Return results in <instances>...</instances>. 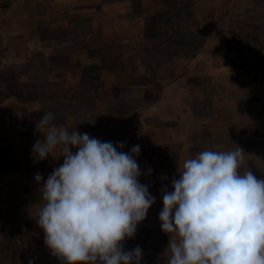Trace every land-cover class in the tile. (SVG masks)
<instances>
[{"label":"crops","instance_id":"1","mask_svg":"<svg viewBox=\"0 0 264 264\" xmlns=\"http://www.w3.org/2000/svg\"><path fill=\"white\" fill-rule=\"evenodd\" d=\"M163 1L176 3L179 0ZM136 4L137 0H24L20 9L28 16L14 20L12 30H7L8 22L0 24L1 235L8 234L3 231V221L9 213L12 227L23 230L22 237H30L34 241L37 238L33 229L37 223V213L44 202L40 193L43 181L38 184L35 175L40 173L46 181L53 170L60 166L51 164V156L38 163L33 161V146L37 140L44 139L43 134L37 130V124L44 113H52L53 123L57 127L66 128L64 120L66 123L81 120L78 111L86 104L89 93L95 95L93 97L96 101L102 100L101 89L92 88L94 79H85L86 72L91 68L101 69L115 65L117 55L108 49V45L99 44L103 35L101 24L96 22L116 17L122 11L127 13L124 16L130 18L134 16ZM151 24V37L156 41L153 43L154 52L144 58L143 63L149 66L167 63L173 58L172 49H175V55L182 56L180 59L189 51L197 50L191 42L180 41L178 45L177 39L174 40L175 47H172L163 38L167 35L164 32L166 28L163 31L159 22ZM5 29L7 33L11 32L10 36ZM255 49L253 59L257 58V52L262 53V47L252 43L244 47L249 55ZM212 56L213 54L210 55ZM74 69L84 70L83 79L86 82H83V86L68 85L71 79L67 77ZM230 72H234V67L230 68ZM222 73L217 69L215 75L206 80L202 100L199 101L202 106L197 114L184 111V115L178 118L179 121L169 122L163 129L156 131L152 127L157 122L151 121V116L145 119V130L152 135L153 150L159 151L156 154H149L150 151H147L143 156L140 151L136 157L137 160L142 158L137 161L139 168L150 164L148 155H151L159 161L161 170L168 172V175H178V167L182 168L183 162L189 159L184 156L189 143L182 132L186 129L191 133V128L198 125L205 132L201 136L206 135L207 138L204 143L196 141L201 137L199 135L193 141V149H197V152H193L191 158L204 148L216 151L241 148L244 151L241 170H252L258 179H264V66L259 70L255 69L254 73H257L258 78L248 81V91L234 97L221 91L220 85L226 81ZM97 76V73L93 75L94 78ZM161 80L171 82L174 79L162 77ZM95 83L101 86L100 81L96 80ZM140 95V91L128 92L127 99ZM169 98L168 91L166 95L157 93L156 99L161 100L159 109L162 112H170L165 108V101ZM186 98L183 96L182 99ZM248 101H257V104L254 108L245 107ZM150 106L152 104L148 107ZM220 107L225 112L220 111ZM189 120L190 125L187 123ZM189 132L187 136L190 135ZM135 138L131 135L122 141H128L130 145L137 140ZM141 146L150 149L145 141ZM72 151L75 153L77 149L73 148ZM55 155H60L59 150ZM153 171L157 176V169ZM149 177L151 174L142 173L139 180L147 181ZM37 241L45 244L44 236L37 238ZM22 243L23 238L21 245Z\"/></svg>","mask_w":264,"mask_h":264},{"label":"clouds","instance_id":"2","mask_svg":"<svg viewBox=\"0 0 264 264\" xmlns=\"http://www.w3.org/2000/svg\"><path fill=\"white\" fill-rule=\"evenodd\" d=\"M53 120L44 113L37 124L44 139L32 149L35 163L57 150L63 157L46 181L35 175L43 181L36 222L46 247L61 264H141V247L123 246L155 203L139 182L140 146L125 152L123 142L69 132ZM243 160L241 148L202 151L178 167L172 191L161 190L167 264H264V179L242 171Z\"/></svg>","mask_w":264,"mask_h":264},{"label":"rangeland","instance_id":"3","mask_svg":"<svg viewBox=\"0 0 264 264\" xmlns=\"http://www.w3.org/2000/svg\"><path fill=\"white\" fill-rule=\"evenodd\" d=\"M22 3L24 0H0V24L8 22L7 30H12L14 20L28 16L20 9ZM136 5L134 16L130 18L124 16L127 13L122 11L116 17L96 22L101 24L103 35L99 44L108 45L110 51L116 52L117 63L101 69L91 68L86 72L85 79H94L91 81L92 88L101 89L102 100L96 101L93 97L95 95L89 93L86 104L78 111L81 120L67 123L64 121L69 132L77 130L81 134L87 133L90 137L102 142H112L114 145L132 135L137 140L130 145L128 141H124L123 150L130 153L134 145L141 146L145 141L150 149L141 146L143 156L147 151H150L149 154L159 151L153 150L152 135L145 130V119L151 116L150 120L157 122L156 126L152 127V130L156 131L163 129L169 122L179 121L178 118L184 115V111L197 114L202 106L199 101L202 100L206 80L211 79L217 69H220L224 79L226 78L220 85L221 91L231 97L248 91V81H254V77L258 76L254 73L255 69L259 70L264 66V0H179L176 3L137 0ZM24 6L28 7L26 4ZM152 22H159L163 31L166 28L164 32L167 35L163 38L168 40L172 47H175L174 40L177 39L178 45L180 41L191 42L197 50L189 51L180 59L182 56L175 55L176 51L172 49L173 58L167 63L155 66L143 63L144 58L154 52L153 43L156 41L151 37L149 29ZM7 35L10 36L11 32ZM251 43L262 47V53L257 52L255 59L253 57L256 49L250 55L244 51V47ZM231 67H234V72H230ZM95 73L98 76L94 78ZM162 77H172L174 80H161ZM67 78L71 79L68 84L70 86L80 87L86 82L83 79L84 70L74 69ZM96 80L100 81L101 88L95 83ZM165 89L170 96L169 100L165 101V108L170 111L166 113L159 109L161 100L156 99L157 93L166 95ZM134 91H140L141 95L127 99V93ZM183 96L187 98L183 100ZM150 104L152 109L148 107ZM256 104L257 101H248L244 106L254 108ZM223 109L219 108L225 112ZM187 123L190 125L191 121ZM202 128L195 125L191 128V133L183 130L185 132L182 134L189 143L184 150L186 158H191L192 153L197 152L192 144L199 135L205 133ZM188 132L190 135L187 136ZM206 138L207 136L203 135L196 141L204 143ZM205 150L207 148L199 151ZM148 156L150 164L140 170L142 173L151 174V177L147 181L139 182L148 186L150 194L155 197V203L148 210L145 220L137 226L134 237L126 238L123 246L126 251L141 247V264H167L171 252L168 249L169 235L162 231L159 220V213L163 209L161 190L167 188L172 191L171 181L178 178V175H168V172L160 169L157 159ZM58 157L59 155H56V158L49 157L51 164H63V157ZM154 169H157V176L161 179L154 174ZM10 216L11 214H6L3 221V231L8 234L1 235L0 231V264H29V260L33 264H61L45 244L36 242L37 238L44 236L37 223L33 229L37 237L34 241L30 237H22L21 228L12 227ZM21 237L24 242L22 245Z\"/></svg>","mask_w":264,"mask_h":264}]
</instances>
